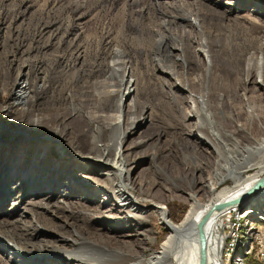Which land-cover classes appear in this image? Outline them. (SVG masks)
I'll return each mask as SVG.
<instances>
[{
  "label": "rangeland",
  "instance_id": "obj_1",
  "mask_svg": "<svg viewBox=\"0 0 264 264\" xmlns=\"http://www.w3.org/2000/svg\"><path fill=\"white\" fill-rule=\"evenodd\" d=\"M181 28L186 32V36L181 38L178 35L177 41L180 45L183 44L187 60L185 61L183 57L179 59L180 66L175 69V73L185 85L186 96H192L195 104H198L203 90L207 89V73L211 78L215 74V67L227 58L226 55H222L223 49L241 55L240 69L244 75L247 72L250 76L246 83H242L237 93L229 97L230 99L239 97L235 99L236 106L232 110L227 107L219 110L216 92L212 91L207 101L211 102L213 109H209L208 113L213 123L230 136L231 143L238 144L237 149L252 145L253 139L259 138L264 129V89L256 92L251 86L257 69V60L264 49V0H0V264H15L16 261H20L17 264H53L52 261L42 259L41 255H63V250L59 248L76 252V239L80 237L90 245L106 247L104 234L109 230H112L109 236L115 234L112 223L105 219L107 215L98 216L96 221L88 218V215H94V211L90 212L89 207L78 205L80 202L77 199L82 200L83 197H64L63 202L73 204L69 212L64 206L57 208L62 206L58 203L61 197L58 195L62 193L50 198L47 191L48 186L55 183L53 178L46 179L44 176L47 175H40L39 181L46 182V188L39 184L40 189L31 186L33 183L30 180L35 178L30 174L26 181L22 180L23 173L28 170L34 158L31 148L39 150L38 157L45 155L48 147L50 153L74 160L76 148L90 149L89 132L96 129L97 125L77 121L73 125H68L64 133H58L57 128L49 126L53 123L47 120V116H44L46 119L41 126L33 125L34 118L31 115H20L13 106L16 102L12 101L11 95L19 74H28V78L34 79L48 76L51 86L53 82L56 85V79L60 75L77 76L79 80L77 90L89 81V87L87 89L83 87L86 91L80 89L81 91L76 92L75 100L69 104L71 106L82 104L80 106L86 111L93 110L105 116L116 109L119 96L107 94L94 99L93 83L103 81L114 69L111 67L113 51L123 52L124 55L118 59L120 62L129 59L132 69L125 76L138 80L139 84L135 82L133 88H136L137 94V89L142 91L138 108L134 111L135 116L139 117L137 120L140 122L142 118L150 120L149 116L154 115L155 123L157 127L159 126L158 129L154 125L148 126V122L144 125L137 123V133L123 142L124 147L130 150L129 153L142 152L141 157L131 161L132 167H137L135 172L131 171L132 178L136 180L132 185L135 197L143 204L145 210L153 205L165 207L167 217L175 223H178L188 210L189 193H196L202 201L208 199L210 195L202 185L215 175L214 157H208L199 148H192L185 143L184 136L176 135L175 131L170 129L168 135L173 137V144L178 147V155L174 157L170 148L171 141L160 132L161 127L172 123L170 115L178 118L179 113H176L177 109L172 107L167 95L164 94L168 86L162 85L161 82L167 77L160 73L161 65L155 64L156 57L168 58L170 45L167 50L154 46L162 33H171ZM201 43L205 46L202 48L203 56H198L197 59L195 56ZM136 44L143 46L144 49L147 47V58L143 57L145 54L139 48H135ZM93 60L95 65L92 67L90 63ZM248 60H252L250 69L247 68ZM262 60L264 61V57ZM98 65H101L100 72L97 70ZM119 75L120 72L116 76L117 80ZM198 77L204 78L201 82L190 85L186 83L187 80ZM26 80L27 78L23 77L19 83L25 85ZM117 80L115 79V82ZM146 81H149V87L142 90V85ZM34 83V88L38 89L40 82ZM68 93L66 92L65 96ZM46 95L38 94L32 99L36 110L41 109ZM83 99L86 100L85 103L82 102ZM204 100L206 101V98ZM185 104L186 107L188 103ZM123 106L126 109L128 101ZM224 114H227L228 119H224ZM69 115L72 117L74 112H70ZM126 115L125 122L128 124ZM212 115L220 117L213 119ZM185 120L186 124H192L190 120ZM34 129L38 130L33 131ZM13 133L42 135L46 140L27 142L20 137L11 139ZM109 136L107 131L103 133L102 138L108 142ZM98 145L101 146L103 143ZM135 146L137 149L131 150ZM114 155L115 151L111 156ZM260 160L261 157H258L254 163ZM63 165L76 167L69 162H63ZM53 166H57V163L45 164L41 168L46 171ZM49 174L55 176L54 172ZM252 174L260 175L261 178L264 176V168L261 171L258 169L248 171L243 177ZM90 178L79 177L78 183H83L81 186L87 188L99 180L93 173ZM140 183L144 188L141 193L138 192ZM232 185L233 181L227 180L219 188ZM79 189L71 190V187H66L63 191L67 195H74V192L87 195V192ZM261 207L259 211L262 215L264 204H261ZM235 209L232 211V223L239 221V214L246 207L241 203ZM151 216L150 225L146 224L141 229L143 233H150L151 239L139 242L133 249V255L139 254L148 258L158 249L166 233L159 225L157 213L153 212ZM227 216L222 219L220 226L222 223L224 225ZM117 217L114 219L117 220ZM263 226L264 221L258 217L255 220L241 222L236 236L234 234L230 236L233 247L224 252L223 260L218 247L215 246V235L209 246H212L221 264H247V257H251L254 263H263L264 242L263 256H257ZM62 240L67 241L70 246L63 244ZM131 241L130 238H126L123 241L126 247L118 244H112L111 247L124 251L132 250L129 244ZM4 243L26 254L14 259L3 250ZM41 245L44 247L38 250V246Z\"/></svg>",
  "mask_w": 264,
  "mask_h": 264
},
{
  "label": "bare ground",
  "instance_id": "obj_2",
  "mask_svg": "<svg viewBox=\"0 0 264 264\" xmlns=\"http://www.w3.org/2000/svg\"><path fill=\"white\" fill-rule=\"evenodd\" d=\"M194 34L196 35L195 32ZM178 35H180L181 38H185L186 32L181 28V30L173 31L171 33H162L158 40H156L154 46V48L157 47V49L163 47L164 50H167V47L170 45V51L168 52L170 57L168 54V58L159 59L155 55L157 58L155 59V64L158 66L161 65L159 66V71L163 76L167 77L166 80H162L161 82L162 85L168 86V90L164 92V94L167 95V100L171 103L172 107L178 110H175L176 113H179L178 118L171 114L170 118L172 119V123L168 124L166 127H161L160 132L165 134L169 138V141H171L172 147L170 148L174 157L178 155V147L174 146L173 137L169 136L170 134L168 135L170 129L175 131L174 134L184 136L186 138L185 143L192 148H199L208 157H214L213 169L215 170V175L212 178H208L202 185L210 195L208 199L202 201L196 193H189L187 199L188 210L178 223L173 222L167 217V210L165 207L153 205L148 207V210H145L143 204L135 197V191L133 192L132 189V185L135 184L136 180L132 178L131 171L135 172L137 167H132L131 161L141 157L142 152L135 151L134 153H129L130 150L126 146L124 147L123 142L125 139L134 136L137 133V123L138 125H144V123L148 122V126L154 125V127L158 129L159 126L157 127V124L155 123L156 120L154 115L149 116L150 120L142 118L140 122L137 120L139 117L135 116L134 111L138 108L142 91L137 89V94L136 88H133L135 82L139 84L138 80H132L125 76L131 69V66L129 64V59L121 62L118 59L121 55H124L123 52H120L119 50L113 51L111 67L114 69L111 73H108V76L103 81L93 83L92 97L94 99L99 98L100 96H106L107 94H116L119 96L116 109L112 113H106L105 116L97 114L93 110L86 111L80 106L82 104L79 106H71L69 104L75 100L76 92L81 90L86 91L85 89H87L90 84L89 81L85 82L86 85L83 86L85 89L81 86L79 87V90H77V84L79 82L77 76L73 77L65 74L60 75L56 79V85L53 82L51 86L48 76L37 77L34 79L28 78V74L18 75L16 87L11 95L12 101L14 100L16 102L13 106L16 107V111L19 112L18 114L31 115L34 118L32 121L33 125L41 126L44 119H46L44 116H47V120L51 124L53 123L52 125H49L50 127L58 129V133H64L68 125H73L74 123H77V121L86 122L88 125H91L92 123L97 125L96 129L90 130L89 132L91 136L90 149L84 150L80 147L76 148L75 155L73 156L74 160H68L66 157L59 154H52L47 150L48 147L45 151L46 154L42 157H38L39 150H37V148H31L34 158L30 162L28 170L23 173L24 176L22 177V180L26 181L27 176L30 174L35 178L30 180L33 183H31V186L40 189V185L46 188V182L39 181V178L41 177L40 175H47L46 177L44 176L46 179L53 178V182L55 183L54 185L48 186L49 188H47V191L50 198H55L57 194L62 193V195H58L62 197H60V200L58 201L62 206H58L57 208H63L64 206L66 211L69 212V209L73 208V204H71V202H63L64 197H83L84 199L82 200H80L81 198L77 199L80 202L77 204L82 207H89L90 212L94 211V215L90 214L88 215V218L91 217V219L96 221L98 216L107 215L106 218H102H105L107 222L112 223V229L115 233L113 236H109L110 231H112L109 230V232L104 234V240L107 243L106 247L99 248L96 245H90L80 237L79 239H76V252L65 251L63 248H59L60 250H63V255L49 256L42 254V259L52 261L53 264H212V262L213 264H221V261L216 258L217 256L210 245L212 248L211 250L209 243H211L213 240L212 238L215 235V246L218 247L217 249H219L222 257L221 259L223 260L224 253L222 245L225 237L222 229L227 223L225 222L224 225L222 223V226H220V223L227 214L236 210V207L229 209L221 215L216 213L208 215L202 223L203 239L197 228V223L212 205L223 203V206L232 203L260 178V175L257 174L247 175L246 177H243V174L254 169L261 171L264 168V129H262L259 138L253 139L252 145L243 148L238 147L237 149L238 144L231 143L229 139L230 136L213 123L210 114L208 113L209 109H213L211 102L207 101L208 96L211 97L212 91L216 92L215 97L218 100L217 107L219 110H222L225 107L232 110L236 106L235 99L239 97L234 99H230L229 97H233L242 86V83H246L250 76L247 72L244 75L240 69L239 64H241L242 61L240 54L234 52L231 53L224 48L222 55H226L227 58H224V60L215 67V74L212 75L211 78L209 73H207L208 86L207 89L203 90L204 92L207 91V93L200 92L202 93V96L200 97L198 95V102L196 101L198 104H195V100L193 101L192 96H186L187 92L185 90V85L181 83L179 77L175 73V69L180 66L179 59H182L183 57L185 61L187 60L186 52H184V48L182 47L183 44L180 45V42L177 41ZM203 45L204 44L202 43L200 46L198 45L200 49L197 50L195 56L197 59L198 56H201L203 53L202 48L205 47ZM135 48H139L141 52L145 54V56L143 55L144 58L148 57L147 47L144 49L143 46L136 44ZM152 52L154 53V51ZM263 57L264 49L257 60V69L255 70L254 79L251 81V86L256 92L264 89ZM211 63H213V61ZM90 64H92L93 67V65H95L94 60ZM251 65L252 60H248L247 68L250 69ZM100 66L98 65L97 67L98 72L101 70L99 69ZM119 72L120 75L117 80L116 76ZM208 72H210V67L208 68ZM23 77L27 78L25 85L19 83ZM203 78L204 77L192 78L187 80L186 83L190 85L192 83L201 82ZM115 79L117 80L116 82ZM34 81L40 82L38 89L34 88ZM148 85L149 81L144 82L142 90L149 87ZM66 92H69L67 96H65ZM38 94H50L49 96L46 95V99L42 102L40 110H36L32 101V99ZM204 98H206V101ZM126 101H128V106L125 109L123 105ZM184 101H186L185 103H188L186 107ZM82 102L85 103L86 100L83 99ZM187 110H189V112ZM72 111L74 112V115L71 117L69 113ZM125 115L128 118V124L125 122ZM218 116L219 115H212V118L214 119L215 117L216 119H219L220 116ZM185 119L190 120L192 124H186ZM224 119H228L227 114H224ZM61 120H63V122H61ZM250 123H252V121H250ZM36 130L38 129H34L33 131ZM107 131L110 134V140L105 142L102 136L103 133H106ZM11 135V139L12 137H20L21 140L27 142H42L46 140L42 135L32 136L16 133ZM104 142L107 143V145ZM99 143H103V145L99 146ZM59 149L62 148L59 147ZM132 149H137V147L135 146L131 148V150ZM113 151H115V155L111 156ZM62 152L63 150H61V153ZM258 157H261V160L258 163H254ZM63 162H69L76 165V167L72 168L69 165L64 166ZM52 163H57V166H53V168L47 169L46 171L41 168V166H44L45 164L51 165ZM147 170L148 168L145 169V171ZM52 172H54L55 176L49 174ZM92 173L99 177V180L94 182L92 187L84 188V186H81L83 183H78L79 177H87L91 179L90 177L92 176ZM227 180L233 181V185L220 189L219 186ZM36 182H38V185H36ZM66 187H71V190L74 188H80L79 190L85 191V193L87 192V195L81 194V196L77 192H74V195L64 194L65 192L63 190H65ZM143 189V184L140 183L138 185V192L141 193ZM256 194L257 195L254 194L242 202V205L246 207V209L239 214V221L237 220L232 223L233 225L229 229V242L231 241L230 236L233 234L235 235L239 226H241V222L255 220L257 217L264 221V219L261 218H264V211L262 212V215L259 211V209L262 208L261 204H264V188ZM97 202H99V205H97ZM153 212L157 213L159 225L166 233L163 239H161L158 249L148 258H144L139 254L133 255V249L138 246L139 242L144 240L149 241L151 239L150 233H143L141 229H143L146 224L150 225ZM232 215L233 212L230 214V217ZM114 217H117V220H115ZM218 227L219 231L217 232ZM34 230L35 229H33V231ZM126 238L132 240L129 243L132 250L129 249L124 251L119 248L111 247L112 244L126 247V244L123 242ZM155 239L154 241H156ZM62 242L66 246H70L67 241L62 240ZM72 243L73 242H71V244ZM129 244H127V246H129ZM8 247L9 246L5 244L3 250L14 259L26 254L20 252V250L16 249L14 246ZM43 247L44 245L38 246V250H41ZM231 247H233V245H231L230 242V249ZM21 250H24L23 247ZM17 263H20V261L15 262V264Z\"/></svg>",
  "mask_w": 264,
  "mask_h": 264
},
{
  "label": "water",
  "instance_id": "obj_3",
  "mask_svg": "<svg viewBox=\"0 0 264 264\" xmlns=\"http://www.w3.org/2000/svg\"><path fill=\"white\" fill-rule=\"evenodd\" d=\"M264 188V176H262L261 178H259L253 185H251L250 187H248L241 196L238 197V199H236L235 201H233L232 203H229L227 205H223V203L221 204H217V205H212L207 211L206 213H204L202 215V217L199 219L198 223H197V228L201 234V237L203 239V235H202V229H203V221L204 219L210 215V214H224L226 211H228L231 208H234L238 205H240L242 202H244L246 199L250 198L251 196H253L254 194H256L258 191L262 190Z\"/></svg>",
  "mask_w": 264,
  "mask_h": 264
},
{
  "label": "built area",
  "instance_id": "obj_4",
  "mask_svg": "<svg viewBox=\"0 0 264 264\" xmlns=\"http://www.w3.org/2000/svg\"><path fill=\"white\" fill-rule=\"evenodd\" d=\"M231 214H232V212H231ZM226 223L227 224H225V227L222 229L223 233H224V237H225V240H224L223 245H222L223 253L230 249L229 229L233 225L232 224V216L231 217L229 215L227 216ZM263 242H264V226L262 229V237L259 239V255H257V256H263L262 255L263 254ZM223 253H222V256H223ZM254 256H256V255H254Z\"/></svg>",
  "mask_w": 264,
  "mask_h": 264
},
{
  "label": "trees",
  "instance_id": "obj_5",
  "mask_svg": "<svg viewBox=\"0 0 264 264\" xmlns=\"http://www.w3.org/2000/svg\"><path fill=\"white\" fill-rule=\"evenodd\" d=\"M169 213H170V212H169ZM247 258H248V259H246L247 264H264V262H263V263H254L251 257H247ZM255 262H256V261H255ZM258 262H259V261H258Z\"/></svg>",
  "mask_w": 264,
  "mask_h": 264
}]
</instances>
